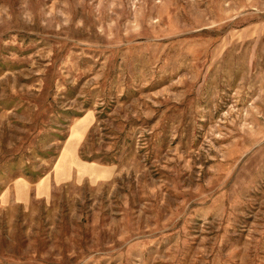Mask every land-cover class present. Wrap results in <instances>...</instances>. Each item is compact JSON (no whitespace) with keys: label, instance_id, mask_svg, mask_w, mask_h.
I'll list each match as a JSON object with an SVG mask.
<instances>
[{"label":"rangeland","instance_id":"obj_1","mask_svg":"<svg viewBox=\"0 0 264 264\" xmlns=\"http://www.w3.org/2000/svg\"><path fill=\"white\" fill-rule=\"evenodd\" d=\"M0 264H264V0H0Z\"/></svg>","mask_w":264,"mask_h":264}]
</instances>
